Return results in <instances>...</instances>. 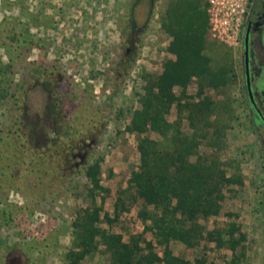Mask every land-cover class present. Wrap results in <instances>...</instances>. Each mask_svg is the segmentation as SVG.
Wrapping results in <instances>:
<instances>
[{
  "label": "rangeland",
  "instance_id": "rangeland-1",
  "mask_svg": "<svg viewBox=\"0 0 264 264\" xmlns=\"http://www.w3.org/2000/svg\"><path fill=\"white\" fill-rule=\"evenodd\" d=\"M176 1L0 0V23L7 18L6 23L15 26L12 18L25 9L32 17L27 28L15 26L23 33L19 41L38 43L29 52L23 43L20 49H12L0 31V66L6 71L0 74V98L8 92L6 100L0 99V264L14 251L26 257V264H67L66 253L94 227L99 230L91 245L94 251L81 264H112L102 232L121 235L124 242L141 236V247L150 244L161 258L166 248L190 263L225 264L236 255L239 264H264V151L249 124L243 90L245 23L229 40H218L208 30L209 71L223 68L226 85L212 89L207 76L193 78L185 95L180 88L174 89L180 102L168 104L156 98V85L163 64L173 58L167 52L171 37L163 22ZM9 59L10 73L5 70ZM21 75L30 82L24 84V100L16 103L9 96L16 84L21 85ZM200 103L206 106L203 118L191 111ZM65 110L85 122L98 120L92 133L87 129L90 136L81 138L94 148L89 161L102 159L100 190L91 189L82 168L78 173L73 170L64 183L50 175L37 185L26 176L22 154L31 147H45L40 153L48 151L65 127ZM211 124L224 132L220 169L226 170L227 177L239 176L242 184L223 188L220 214L199 220L201 234L189 245L159 239L151 219L139 216L141 200L128 190L129 179L141 164L139 141L161 142L164 135L177 136V130L190 136L195 129L210 131ZM201 133L198 141L206 145L198 153L210 155L213 150L206 146L217 138L205 140ZM19 134L26 140L21 146L16 139ZM75 148L70 170L80 166L85 155ZM85 213H97L99 222L92 224ZM148 213L155 214L152 206ZM230 223L237 224L245 236L235 253L216 240L215 231Z\"/></svg>",
  "mask_w": 264,
  "mask_h": 264
},
{
  "label": "trees",
  "instance_id": "trees-1",
  "mask_svg": "<svg viewBox=\"0 0 264 264\" xmlns=\"http://www.w3.org/2000/svg\"><path fill=\"white\" fill-rule=\"evenodd\" d=\"M207 9V0H177L167 9L163 25L171 37L167 52L173 58L167 59L163 64L156 85V98L165 103L180 102V99L174 94V89L180 88L181 95H185V89L193 78L207 76L208 85L212 89L221 88L228 81V76L223 68L213 73L209 71L210 60L205 54L206 37L209 30ZM31 17L32 15L23 9L19 17L12 19L16 27L21 25L27 28ZM23 18H26L27 22H21ZM6 20L7 18H4L0 23V31L4 34L5 45L12 49H20L21 43H23L28 45L27 52L31 48L37 47L38 43H32L31 39L23 40L20 43L19 38L23 36V33L17 31L15 26L10 27ZM126 62L130 65L132 59L129 57ZM12 68V59H9L5 70L10 73ZM5 72L0 66V74H6ZM21 79V85L16 84L17 89L9 96L16 103L24 100L25 92H27L24 84L30 82L28 76L21 75ZM6 88L10 89L9 84ZM7 96L8 92H5L0 99L6 100ZM205 107L204 103H200L193 106L191 111L197 115V118H203L207 115ZM208 115H211V112ZM62 120L65 127L56 140L48 146L46 153H40L45 147L40 150L31 147L30 150L24 152V157L22 154L26 176L34 178L37 185L42 184L43 179L50 175L57 176L64 183L66 177L73 174V170L78 173L82 168L91 189L100 190L99 172L102 159L98 158L91 163L89 158L94 148H91L92 145L86 144L81 138L83 135L86 138L90 136L94 123L98 122L97 118L85 122L75 113L65 110ZM195 127L192 124V128ZM210 127V131L209 128L199 129L205 140L209 136L217 138L214 141L210 139L206 146L213 150L210 155L198 153V148L206 144L198 141L201 135L196 129L190 136L177 130V136L169 138L164 135L161 142L155 143L149 139L139 141L138 150L141 164L139 170L134 172L129 179L128 190L133 192L135 200H141L142 209L139 216L143 219H151L158 231L159 239L162 238L164 241L175 239L189 245L193 237L201 234L199 220L220 214L223 188L242 184V179L239 176L227 177L226 170L220 169L219 154L225 148V144L222 142L224 132L222 133L221 128H217L214 124H211ZM88 128L92 129L90 133L87 132ZM8 137L6 136V138ZM16 139L19 140V146L26 143L20 134ZM75 139H79L78 144L73 142ZM75 147H78L85 155L82 158V164L76 168L72 167L73 169L70 170L68 164L76 160L72 156L76 151ZM83 147L87 149H83ZM192 157L195 158L194 161H191ZM237 168L235 167V169ZM120 199L119 197L118 200L120 201ZM149 206L154 208L155 214L148 213ZM85 214L87 215L85 218L90 219L89 222L92 224L99 222L97 213ZM104 217L107 223L112 222L108 215L105 214ZM97 233L99 230L96 227L91 228L89 234L75 246V249L66 253L67 264H81L85 256L94 251L91 245ZM102 233L101 237L111 251L112 264H159L163 262L167 264H205L203 260L190 263L175 257L166 248L161 258L154 252L150 244H146L145 248L141 247V236H131L127 242H124L121 235ZM215 234H217L216 240L219 245L226 246L234 253L237 246L245 239L239 226L233 223L228 224L223 230L215 231ZM239 263L240 258L236 255L225 262V264Z\"/></svg>",
  "mask_w": 264,
  "mask_h": 264
},
{
  "label": "flooded vegetation",
  "instance_id": "flooded-vegetation-1",
  "mask_svg": "<svg viewBox=\"0 0 264 264\" xmlns=\"http://www.w3.org/2000/svg\"><path fill=\"white\" fill-rule=\"evenodd\" d=\"M248 32V68L245 67L243 39V90L246 95L249 124L260 139L264 151V0H252L244 26ZM128 51V50H127ZM248 70V76L246 72Z\"/></svg>",
  "mask_w": 264,
  "mask_h": 264
},
{
  "label": "built area",
  "instance_id": "built-area-1",
  "mask_svg": "<svg viewBox=\"0 0 264 264\" xmlns=\"http://www.w3.org/2000/svg\"><path fill=\"white\" fill-rule=\"evenodd\" d=\"M252 0H208L209 31L218 40L233 39L248 17Z\"/></svg>",
  "mask_w": 264,
  "mask_h": 264
},
{
  "label": "water",
  "instance_id": "water-1",
  "mask_svg": "<svg viewBox=\"0 0 264 264\" xmlns=\"http://www.w3.org/2000/svg\"><path fill=\"white\" fill-rule=\"evenodd\" d=\"M244 56H245V67L248 68V62H247V53H248V32L246 33L244 37ZM246 75L248 76V70L246 72ZM26 257L18 251L11 252L8 254L5 264H26Z\"/></svg>",
  "mask_w": 264,
  "mask_h": 264
}]
</instances>
